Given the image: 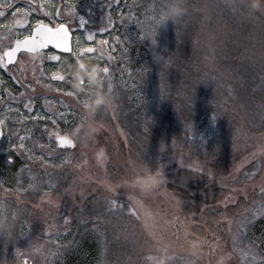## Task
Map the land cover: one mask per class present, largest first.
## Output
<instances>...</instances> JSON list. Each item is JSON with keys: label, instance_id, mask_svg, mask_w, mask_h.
Masks as SVG:
<instances>
[{"label": "rangeland", "instance_id": "1", "mask_svg": "<svg viewBox=\"0 0 264 264\" xmlns=\"http://www.w3.org/2000/svg\"><path fill=\"white\" fill-rule=\"evenodd\" d=\"M0 3L6 5L2 9L6 14L0 17V23L19 18L20 9L30 13L27 24L11 31L0 28V54L14 41L28 36L39 23L52 27L65 24L73 35V50L68 56L51 50L40 53L42 58L34 61L32 56L22 54L14 66L0 67V131L3 133L0 186L1 198L7 197L0 200V264H19L21 251L37 249L30 248L28 239L36 235L34 229L40 233L38 227L42 223L40 218L34 220L29 216L24 207L28 198L40 196L50 198L48 204L59 205L68 216L65 219L55 216L51 228L46 230L55 235L49 239L56 246L49 260L45 262L43 256H35L32 264H65L59 256L70 251L78 254L84 264H144L143 258L153 241L138 219V203L131 199L137 201V194L121 183L128 176L131 160L144 161L153 169L159 167L168 177V182L146 197L144 203L159 212L156 235L174 245L175 264H186L184 241L192 235L205 241L198 264H264V194L238 205L234 212L222 215L221 219L211 220L206 214L211 213L209 209H201L200 214L185 211V196H178L179 191L193 190L196 186L191 185L193 182L179 184L182 172L208 177L207 167L181 146L180 125L169 126L164 115H156L155 94L149 103L146 90L140 89L146 85L135 76L136 84L133 83V64L125 61L134 47L130 41L144 38L151 43L153 52L148 53L150 61L147 53L143 57L155 68L158 63L153 60L162 53L156 42L157 30L177 26L192 9L208 27L218 23L245 25L250 32L244 38L249 37L248 55L251 59L257 58L264 67V13L251 12L240 0H186V14L174 23L161 25L154 18L160 15L165 0H0ZM9 4L11 7H7ZM143 6L147 9L142 13H148L149 17L141 19ZM13 12H17V17H13ZM135 30H141V35L135 37ZM204 40L208 44L217 38ZM84 47H93L96 52L84 54L83 59L109 68L108 77L118 103L114 110L98 116L103 130L94 141L87 144L75 141V147L62 148L54 134L69 133L82 119L86 97L72 87L69 70L76 62L77 51ZM57 56L60 60L53 58ZM53 74L63 75L65 80H53ZM124 87L135 90L137 106L139 101L146 100V107L138 109L140 115L136 114L133 103L129 106L135 111L134 117L125 110ZM67 92L74 95L68 96ZM211 124L212 130L209 128V134L202 139L201 146H206V152L209 146L214 149L209 140L217 125ZM239 149L249 155L234 172H247L257 156L264 163V134L253 140L250 148ZM254 149L260 154L254 156ZM252 174L261 176L256 187L264 189V170H255ZM109 185L115 190L109 191ZM76 196L83 199L77 202ZM18 239L24 244H18Z\"/></svg>", "mask_w": 264, "mask_h": 264}, {"label": "trees", "instance_id": "2", "mask_svg": "<svg viewBox=\"0 0 264 264\" xmlns=\"http://www.w3.org/2000/svg\"><path fill=\"white\" fill-rule=\"evenodd\" d=\"M145 9L147 7L143 6L140 10L141 19L149 17L148 13H142ZM199 15L191 9V13L187 14L182 23L179 21L177 26H167L164 31L157 30L159 38L156 42L162 53L153 60L158 63L155 68L143 57V54L147 53V59L150 61L148 53L153 52L151 43L144 38L142 41H130L134 47L127 53V57H124L125 61L133 64V83L136 84L135 76L138 81H142V85H146L140 89L142 92L146 90L149 103L155 94L156 115H164L165 118L162 117L168 119L170 123H165L169 126L180 125L181 146H184L185 151L199 164L207 167L205 168L208 177L186 171L182 172L183 179H178L181 185L193 182L191 185L196 186L193 190L179 191L178 196H185L187 206L183 207L184 210L197 211L196 213L200 214L201 209H209L211 213L206 214L211 220H215L221 219L222 215H229L230 211L234 212L238 205L252 200V197L264 194V189L256 187L257 179L261 176L258 178L259 175L252 174L255 170H264L260 156L248 166L247 172L242 171L244 174L234 172L249 155L239 148H250L253 140L264 134V67L260 66L257 58L251 59L248 55L249 37L246 40L244 38L247 34L249 36L250 32L245 25L233 23L230 26V23H218L214 27H208L204 21L201 22ZM140 35L141 30H135L134 36ZM207 37L217 40L206 44L204 39ZM136 72L139 75H134ZM124 91L122 102L126 104L125 110L133 117L135 111L140 115L138 109L146 107V100L139 101L140 106H137L133 92L135 90L130 91L128 87H124ZM130 103L135 104V111L129 106ZM214 122L217 130L215 132L213 129L212 138L209 140L210 145L214 144V149L209 146L206 152V146H201L202 139L209 134V128L212 130L210 123ZM254 150V156L260 154ZM241 184L247 186L242 188ZM164 187L169 189L167 185ZM1 191L0 186V200H4L7 197L1 198ZM81 196H76L75 201H81ZM49 199L40 196L28 198L26 201L24 209L27 214L33 216L34 220L35 217L40 218L42 224L38 227L40 233L34 229L36 235L33 234L28 239L30 248L37 249L28 248L21 251L19 264H32L36 257L41 256L47 262L49 254H53L56 249L49 241L55 235L48 234L46 230L51 228L55 216L65 219L68 215L65 216L59 205H49ZM18 244L24 243L18 239ZM59 257L65 260V264L85 263L80 261L78 254L73 251ZM21 261L23 262L20 263Z\"/></svg>", "mask_w": 264, "mask_h": 264}, {"label": "clouds", "instance_id": "3", "mask_svg": "<svg viewBox=\"0 0 264 264\" xmlns=\"http://www.w3.org/2000/svg\"><path fill=\"white\" fill-rule=\"evenodd\" d=\"M240 3L251 12L264 13V0H240ZM187 12L186 0H165V5L160 12L163 18L161 25L171 21L174 23ZM10 29L24 25L23 18H12L6 22ZM42 56L39 52L32 56L38 61ZM83 65V67H81ZM70 76L72 87L77 93H84L85 100L82 105V119L80 123L70 130L72 139L80 143H90L103 130V125L98 121V116L114 110L117 107V96L103 87L104 68L98 63L81 58L71 65ZM84 83H81V81ZM168 182L165 172L159 167L151 168L144 161L131 160L128 164V176L121 182L124 187L137 194L139 209L138 219L143 231L152 239L151 249L144 256V264H175L176 249L174 245L163 237L156 235V226L160 214L151 206L144 203L146 197L160 189ZM205 241L202 237L192 235L184 241V252L187 254L186 264H198L201 250Z\"/></svg>", "mask_w": 264, "mask_h": 264}, {"label": "snow or ice", "instance_id": "4", "mask_svg": "<svg viewBox=\"0 0 264 264\" xmlns=\"http://www.w3.org/2000/svg\"><path fill=\"white\" fill-rule=\"evenodd\" d=\"M4 7H6V5L0 3V17L5 16V14H6L5 11L2 10ZM7 7H11V5L9 4V5H7ZM18 11L20 13L19 18H23L24 24H27L28 16L30 13L27 11H24L23 9H20ZM12 15H13V17H17V12H13ZM154 19H156V23H158V24L162 23V21H163V18L160 15L158 18H154ZM81 23H83V21H81ZM0 28L8 29L9 31H11L9 25L6 22L0 23ZM92 38L93 37L91 35L88 37V39H90V40ZM101 43L104 44L107 42L102 41ZM49 44H51L52 46H54V47H56V48H58L64 52L71 51V49L69 48V45H68V33L65 30L64 25L61 24L56 29H52L43 23L36 24L34 26L33 32L24 38L23 46H21L20 44H17L16 47L11 48L10 50H7V51L3 52L2 54H0V67L5 66V57L7 58V63L11 64V63H13L14 58L18 52H20L22 50L26 51V52H33L37 47L40 49H44ZM94 52H96V49L93 47H84L83 49H80L76 53V62H78L84 56V54H91ZM53 58L56 60H60L59 56L53 57ZM70 67H71V65H70ZM104 74L105 75H104L103 87H104V83H105V78L108 77V74H109V68L108 67H104ZM51 78L53 80H60V81L65 80V76L58 75V74H53ZM108 78H109V83L107 84V91L111 92L112 86L110 83V77H108ZM81 83H83V81ZM65 94L68 96L74 95L72 92H67ZM61 116H64V113H61ZM0 123H2V122H0ZM53 123H55V121H53ZM54 135L56 137V140H57L59 147L63 148V147H75L76 146L75 140L71 138L69 133L61 134L60 132H56ZM21 139H23V137H21ZM21 147H23V145H21ZM100 155L103 156V153L101 152ZM108 190L114 191L115 190L114 186L109 185ZM131 199H133L134 203H138L137 201H135L134 198H131Z\"/></svg>", "mask_w": 264, "mask_h": 264}, {"label": "water", "instance_id": "5", "mask_svg": "<svg viewBox=\"0 0 264 264\" xmlns=\"http://www.w3.org/2000/svg\"><path fill=\"white\" fill-rule=\"evenodd\" d=\"M45 25H46V24H45ZM60 25H61V24H60ZM60 25H58V26H60ZM62 25H64L65 30H66L67 33H68V45H69V48L71 49V51H69V52L61 51L60 49H58V48L52 46L51 44H49V45H48L46 48H44V49H40V48L37 47L33 52H26V51H23V50H22V51H20V52H18V53L16 54V56H15V58H14V61H13V63H11V64L7 63V58L5 57V66H7V67H9V66H14V65L16 64V62H17L18 56H19L20 54H23V53L34 55V54L37 53V52H39V53H43V52H48L49 50H52V51H54L55 53H58V54H60V55H65V56L70 55V54L72 53V50H73V48H72V33L70 32V30H69V28H68L67 25H65V24H62ZM47 26L50 27V28H52V29H56V28L58 27V26L52 27V26H49V25H47ZM33 29H34V28H33ZM33 29L31 30L30 34L33 32ZM24 38H25V37H24ZM24 38H22V39H20V40H16V41L12 44L11 48L16 47L17 44H20L21 46H23V40H24ZM11 48H9V49H7V50H10ZM7 50H6V51H7Z\"/></svg>", "mask_w": 264, "mask_h": 264}, {"label": "flooded vegetation", "instance_id": "6", "mask_svg": "<svg viewBox=\"0 0 264 264\" xmlns=\"http://www.w3.org/2000/svg\"><path fill=\"white\" fill-rule=\"evenodd\" d=\"M72 40H73V35H72ZM14 42H15V41H14ZM14 42H13V43H14ZM11 46H12V45H11ZM72 46H73V44H72ZM10 48H11V47H10ZM5 51H6V50H5ZM5 51H4V52H5ZM49 51H51V50H49ZM49 51H48V52H49ZM43 53H44V52H43ZM23 54H26V53H23ZM20 55H22V54H20ZM20 55H19V56H20ZM27 55L33 56V55H31V54H27ZM19 56H18V59H19ZM64 56H65V55H64ZM18 59H17V60H18ZM2 136H3V133L0 131V143H1V141H2Z\"/></svg>", "mask_w": 264, "mask_h": 264}]
</instances>
